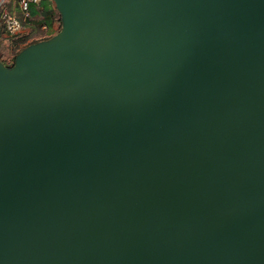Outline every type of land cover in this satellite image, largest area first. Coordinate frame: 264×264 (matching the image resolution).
I'll use <instances>...</instances> for the list:
<instances>
[{
	"label": "water",
	"instance_id": "1",
	"mask_svg": "<svg viewBox=\"0 0 264 264\" xmlns=\"http://www.w3.org/2000/svg\"><path fill=\"white\" fill-rule=\"evenodd\" d=\"M0 58V264H264V0H52Z\"/></svg>",
	"mask_w": 264,
	"mask_h": 264
},
{
	"label": "rangeland",
	"instance_id": "2",
	"mask_svg": "<svg viewBox=\"0 0 264 264\" xmlns=\"http://www.w3.org/2000/svg\"><path fill=\"white\" fill-rule=\"evenodd\" d=\"M13 14L18 17L24 26L16 32H10L6 28L5 18ZM19 5V0H7L0 8V58L11 64L19 48L26 43H31L47 38L60 29L58 15L51 26L44 25L42 21L30 19Z\"/></svg>",
	"mask_w": 264,
	"mask_h": 264
},
{
	"label": "trees",
	"instance_id": "3",
	"mask_svg": "<svg viewBox=\"0 0 264 264\" xmlns=\"http://www.w3.org/2000/svg\"><path fill=\"white\" fill-rule=\"evenodd\" d=\"M26 15L29 16L30 19H37L39 21H42L44 25H48V26L52 25V23L56 19V15H58V20L60 21V14L55 8V5L52 0H39L38 2H30L28 5V10ZM28 44L29 43L24 44L19 48V50ZM11 64H7V65H11Z\"/></svg>",
	"mask_w": 264,
	"mask_h": 264
},
{
	"label": "built area",
	"instance_id": "4",
	"mask_svg": "<svg viewBox=\"0 0 264 264\" xmlns=\"http://www.w3.org/2000/svg\"><path fill=\"white\" fill-rule=\"evenodd\" d=\"M7 0H0V8L6 3ZM39 0H19L20 8L24 13H27L28 5L30 2H38ZM6 28L10 32L19 31L23 26V22L13 14L7 15L5 18Z\"/></svg>",
	"mask_w": 264,
	"mask_h": 264
}]
</instances>
